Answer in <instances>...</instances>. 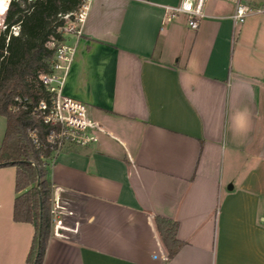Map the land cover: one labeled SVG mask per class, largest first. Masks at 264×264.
Returning a JSON list of instances; mask_svg holds the SVG:
<instances>
[{
  "label": "crops",
  "instance_id": "obj_1",
  "mask_svg": "<svg viewBox=\"0 0 264 264\" xmlns=\"http://www.w3.org/2000/svg\"><path fill=\"white\" fill-rule=\"evenodd\" d=\"M180 1L91 0L65 38L62 94L99 129L49 163L67 212L41 264H264V14L239 24L211 0L191 30L165 21ZM14 178L0 168V264H26L34 234L12 219ZM153 216L178 223L171 259Z\"/></svg>",
  "mask_w": 264,
  "mask_h": 264
},
{
  "label": "trees",
  "instance_id": "obj_2",
  "mask_svg": "<svg viewBox=\"0 0 264 264\" xmlns=\"http://www.w3.org/2000/svg\"><path fill=\"white\" fill-rule=\"evenodd\" d=\"M83 0H38L28 14L13 4L7 14L8 24H19L17 36H0V116L6 127L0 145V168L14 167L12 219L33 226L34 234L26 264H41L49 238V200L51 184L46 179L50 150L37 148L27 130L36 128L41 143L47 126L28 112L10 110L13 98L26 96L32 101L45 96L39 77L51 72L52 58L62 37L56 29L58 14L74 11ZM153 225L166 258H173L183 247L177 239L178 223L153 216Z\"/></svg>",
  "mask_w": 264,
  "mask_h": 264
},
{
  "label": "built area",
  "instance_id": "obj_3",
  "mask_svg": "<svg viewBox=\"0 0 264 264\" xmlns=\"http://www.w3.org/2000/svg\"><path fill=\"white\" fill-rule=\"evenodd\" d=\"M38 0H0V36L5 35L6 42L10 36H17L19 24H8L7 14L11 5H17L22 14H28L32 5ZM40 1V0H39ZM211 0H181L177 7L166 8L165 21H170L178 15L186 17L187 26L197 30L204 17V6ZM233 5L232 19L242 24L251 15L264 14V8H256L242 3V0H222ZM91 0H83L72 12L58 14L60 25L56 29L62 41L56 44L52 67L49 74L39 77L45 96L32 101L29 97L16 96L13 98L10 110L14 113L28 112L47 126L44 143L40 142L37 129L27 130L31 142L37 147L50 150L51 162L66 145L86 147L97 141L99 125L94 122L87 106L62 94L65 76L69 70L76 47L65 41L67 37L79 38L82 26L87 17ZM49 161V163H50ZM58 189L52 190V205L49 211L50 226L54 234L62 228L65 221L66 208Z\"/></svg>",
  "mask_w": 264,
  "mask_h": 264
},
{
  "label": "rangeland",
  "instance_id": "obj_4",
  "mask_svg": "<svg viewBox=\"0 0 264 264\" xmlns=\"http://www.w3.org/2000/svg\"><path fill=\"white\" fill-rule=\"evenodd\" d=\"M4 130H5V119L2 116H0V142H1ZM49 161H50V159L46 160L47 168L49 167ZM50 190H51V196H50V200H49V211H50V208L52 205V189H50Z\"/></svg>",
  "mask_w": 264,
  "mask_h": 264
}]
</instances>
